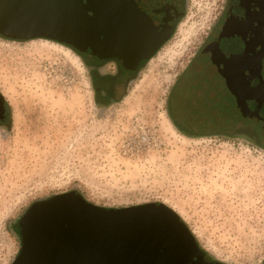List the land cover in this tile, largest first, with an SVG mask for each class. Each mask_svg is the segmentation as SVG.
Segmentation results:
<instances>
[{
    "label": "rangeland",
    "instance_id": "1",
    "mask_svg": "<svg viewBox=\"0 0 264 264\" xmlns=\"http://www.w3.org/2000/svg\"><path fill=\"white\" fill-rule=\"evenodd\" d=\"M215 2L188 0L174 36L108 106L94 100L88 68L71 48L0 34V94L10 111L8 126H0V264L20 251L26 209L69 191L105 208L166 205L202 256L264 263V143L233 128L189 136L167 113L191 58L186 49L213 22Z\"/></svg>",
    "mask_w": 264,
    "mask_h": 264
},
{
    "label": "water",
    "instance_id": "2",
    "mask_svg": "<svg viewBox=\"0 0 264 264\" xmlns=\"http://www.w3.org/2000/svg\"><path fill=\"white\" fill-rule=\"evenodd\" d=\"M182 13L181 0H0V34L55 40L134 70ZM220 44L223 61L236 60L247 81V111L252 103L250 115L264 119V0H230ZM19 225L11 264H222L203 261L188 227L163 204L105 208L69 191L33 202Z\"/></svg>",
    "mask_w": 264,
    "mask_h": 264
},
{
    "label": "flooded vegetation",
    "instance_id": "3",
    "mask_svg": "<svg viewBox=\"0 0 264 264\" xmlns=\"http://www.w3.org/2000/svg\"><path fill=\"white\" fill-rule=\"evenodd\" d=\"M181 1L182 15L169 38L158 46L154 54L161 51L176 33L179 20L188 9V0ZM217 1L213 22L204 31L200 43L186 49L191 52V58L172 88L167 113L176 128L189 136L212 132L229 134L233 128L236 133L264 143V119L250 115L249 112L257 109L252 103V109L247 111V81L238 71L236 60L223 61L226 54L220 44V35L230 0ZM81 53L89 71L94 100L100 106L115 102L118 88L134 77L136 70L146 61L141 60L136 69L130 70L118 59H103L86 51ZM108 63L116 66L115 72L103 71ZM250 96L255 98L256 92L250 93ZM9 122V107L0 95V126L7 127ZM202 258L206 263L214 262L205 256ZM193 260H196L195 256Z\"/></svg>",
    "mask_w": 264,
    "mask_h": 264
},
{
    "label": "built area",
    "instance_id": "4",
    "mask_svg": "<svg viewBox=\"0 0 264 264\" xmlns=\"http://www.w3.org/2000/svg\"><path fill=\"white\" fill-rule=\"evenodd\" d=\"M146 135L141 134L140 136L137 137V142H142L144 143L146 141Z\"/></svg>",
    "mask_w": 264,
    "mask_h": 264
},
{
    "label": "trees",
    "instance_id": "5",
    "mask_svg": "<svg viewBox=\"0 0 264 264\" xmlns=\"http://www.w3.org/2000/svg\"><path fill=\"white\" fill-rule=\"evenodd\" d=\"M1 37V35H0ZM64 46H67L69 48H71L74 52H76L80 57H82V53H80L76 48H74L73 46H70V45H67V44H64ZM264 264V263H263Z\"/></svg>",
    "mask_w": 264,
    "mask_h": 264
},
{
    "label": "bare ground",
    "instance_id": "6",
    "mask_svg": "<svg viewBox=\"0 0 264 264\" xmlns=\"http://www.w3.org/2000/svg\"><path fill=\"white\" fill-rule=\"evenodd\" d=\"M47 40V39H46Z\"/></svg>",
    "mask_w": 264,
    "mask_h": 264
}]
</instances>
